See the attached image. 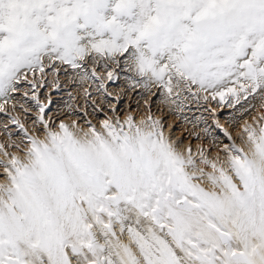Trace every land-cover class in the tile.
<instances>
[{
    "label": "snow or ice",
    "instance_id": "obj_1",
    "mask_svg": "<svg viewBox=\"0 0 264 264\" xmlns=\"http://www.w3.org/2000/svg\"><path fill=\"white\" fill-rule=\"evenodd\" d=\"M121 65L177 108L264 100V0H0V110L29 72ZM37 106L44 137L0 145V264H264V123L198 166L151 115L54 131Z\"/></svg>",
    "mask_w": 264,
    "mask_h": 264
},
{
    "label": "rangeland",
    "instance_id": "obj_2",
    "mask_svg": "<svg viewBox=\"0 0 264 264\" xmlns=\"http://www.w3.org/2000/svg\"><path fill=\"white\" fill-rule=\"evenodd\" d=\"M113 71L117 75L110 81L105 76L103 89L98 87V83L80 81L67 66L58 76H53L51 72L50 76L46 70L44 78L47 83L43 86L40 83L41 74L36 72V88L32 86L33 74L27 73V79L22 77L18 83L26 84L27 88L23 92L12 93L20 95L23 102L12 104L9 101L0 110V145H4L9 153L22 155L20 149L28 144L26 132L28 135L44 137L45 129L39 119L37 100L45 105L44 120L51 124L54 131L59 130L61 121L66 124L76 121L77 128L87 131L90 126L100 129L102 120L115 121L119 117L123 123L131 115L139 122L151 115L153 119L162 121L165 135L177 144L178 150L188 155L187 150L190 149L193 160L198 164L202 158H207L219 166V162L227 158L233 144L246 147V126L256 127L258 123H264L261 119L264 116V107L261 106L264 100L259 91L248 94L247 98L242 94L239 103L231 105L227 101L221 102L219 97L213 100L206 93L201 96L208 95L207 100L187 99V93H184L180 98L184 106L177 108L179 100L171 105L163 102V90L154 88L149 93L143 87L133 86L126 79L123 65ZM100 72L103 74L102 68ZM57 79L59 83L54 87L53 81ZM16 144L20 146L19 149L12 146ZM3 158V151L0 150V159ZM206 171L211 172L212 169L207 167ZM0 182H3L2 177Z\"/></svg>",
    "mask_w": 264,
    "mask_h": 264
},
{
    "label": "bare ground",
    "instance_id": "obj_3",
    "mask_svg": "<svg viewBox=\"0 0 264 264\" xmlns=\"http://www.w3.org/2000/svg\"><path fill=\"white\" fill-rule=\"evenodd\" d=\"M49 75H50V71H49ZM51 76V75H50ZM22 80V79H21ZM24 83V82H23ZM27 88V85L26 84H23V85H17V91H22L23 92V90H25ZM16 103V102H23L22 100H21V98H20V95H12L11 96V99H10V103ZM181 147V146H180ZM182 149V148H181ZM186 152H184V154H185ZM188 153V152H187ZM185 155H187V154H185ZM199 162V161H198ZM198 164V163H197ZM198 165H200V164H198Z\"/></svg>",
    "mask_w": 264,
    "mask_h": 264
}]
</instances>
